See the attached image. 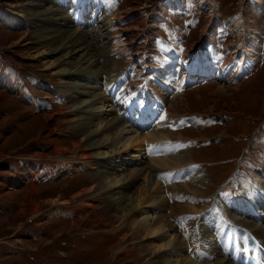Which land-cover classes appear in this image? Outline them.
I'll list each match as a JSON object with an SVG mask.
<instances>
[{
  "label": "rangeland",
  "instance_id": "374dc122",
  "mask_svg": "<svg viewBox=\"0 0 264 264\" xmlns=\"http://www.w3.org/2000/svg\"><path fill=\"white\" fill-rule=\"evenodd\" d=\"M56 1L0 0V264H150L154 261L160 264L165 258L177 261L180 256L175 252L173 256L161 257L171 247H160L165 241L163 235L166 236L167 227L162 235H146L138 227L146 214L142 213L143 210H135L129 219L126 210L114 209L106 206L104 199L90 197L94 190L87 188L98 173L94 171L103 168L99 163L94 164L99 158H76L74 166L78 169L58 168L52 174L44 173V178L37 179V182L33 181L32 176L38 169L36 161L48 158L52 163L57 156L68 157L75 150L73 143L81 135L75 134L71 124L64 122L69 118L66 112L75 108L62 95L66 94L62 90L69 84V76L62 73L60 67H55L56 58L62 60L61 55L66 49L49 54L42 46L44 43L37 41L40 28L24 21L25 8L35 7L38 3L48 10L61 7L69 16L70 28L88 32L85 41L90 43L91 37L95 36L90 53L99 66L108 63L106 73L101 76L103 83L108 80L106 76L115 72L117 80L125 77L129 83L125 81V86L134 85L131 94L135 93V86H139L140 99H148V93L144 94L147 91L146 77L150 79L148 83L155 80L163 87L166 78L174 79L180 73L189 77L180 92L166 94L165 101L159 103L158 122L153 129L164 131L161 133L166 136L159 140L161 156L169 154L168 140L177 144L184 142V153L189 154L190 165L199 170L201 176L191 182V176L184 175L182 166L169 173L170 168L164 169L157 175L162 181L159 182L160 190L165 195L174 194L177 187L182 191L197 188L196 191L201 192L202 195L195 193L197 195L192 196L186 191L181 197H189L191 202L198 204L197 218L191 219L203 228V215L216 210L220 199H237L248 185L264 189V0L258 3L254 0H212L214 15L209 5H201L198 0H178L181 6H176L179 5L175 4L177 0H172L174 5L168 4L171 0H91L99 3L97 11L94 8V12L84 14L87 20L83 22L85 18L78 9L70 6L77 0ZM104 2L115 3L120 9L121 27H135L138 14L145 17L146 24L139 37L147 45L142 53V63L139 60L142 54L136 57L129 52L117 55V48H113L109 40L115 32L105 23ZM129 8L132 9L126 12ZM14 11L19 12L14 16L21 23L10 24L3 19V14L10 17ZM49 25L60 28L63 21ZM132 33H122L121 39L126 42L132 38ZM254 33H259L261 47L253 63L248 65L251 59L242 60L240 48L248 45L247 40L253 39ZM76 50L71 58L73 63L80 58ZM235 50H239L236 56L231 54ZM88 56L89 53L84 59ZM226 57L231 58L229 62L224 61ZM165 60L173 69L168 76L167 72L164 73V79L159 72H163ZM190 62L187 69L186 63ZM206 68L208 74L200 73ZM233 69L236 76L229 79ZM82 81L92 82V79H78V82ZM167 82L171 84V81ZM172 98L176 99L175 111L168 107L167 100ZM145 101L152 106L150 101ZM43 112L54 116L49 120L42 115ZM161 116L165 118L160 120ZM48 122H51L50 127L46 126ZM52 139L65 145L67 150L58 151ZM144 146V156L149 161L151 150H147V143ZM103 150L107 151L106 148ZM124 157L130 158L129 155ZM81 159L96 168L79 164ZM27 166L29 171L25 169ZM126 173L124 171L120 176ZM146 180L144 174L138 176L128 194L135 191V196L138 186L146 184ZM33 183L37 185L34 192L31 190ZM86 201L93 206L84 205ZM172 201L170 199L172 206L169 204L157 213L174 225V234L184 238L181 230L184 220L180 225L177 221L185 213H181L183 207L180 209L176 205L175 208L177 202ZM77 209L76 214L70 212ZM226 214L240 216L237 210H228ZM148 215L155 218L154 214ZM252 215L247 214L245 219L262 224V217L256 211ZM230 219V229L239 227L237 219ZM135 220L137 222L133 225L131 222ZM212 229H207L206 235L210 237L213 233L216 238L218 231ZM245 230L249 229L245 227ZM250 230L240 237L243 244L250 236L262 243V239ZM230 239H234L232 235ZM249 246L251 244L237 246V249L243 251ZM199 247L193 249L189 246L184 250L194 262L201 263L205 257L209 258V252ZM221 250L226 252L225 257L223 253L219 256L224 262L233 259L234 252L230 258L225 249ZM217 259L218 256L216 259L210 257L209 263L217 262ZM220 260L216 264H221Z\"/></svg>",
  "mask_w": 264,
  "mask_h": 264
},
{
  "label": "bare ground",
  "instance_id": "6f19581e",
  "mask_svg": "<svg viewBox=\"0 0 264 264\" xmlns=\"http://www.w3.org/2000/svg\"><path fill=\"white\" fill-rule=\"evenodd\" d=\"M77 1L78 2L76 4L71 2L70 6L71 8L74 7L78 9V11L82 15V18H85V20H82L81 22L87 20L86 17H83L84 14L88 13L89 11L92 12V10L94 12V8L97 11V7L99 4L98 2L92 3L91 0H81V3L79 4L80 0ZM82 1H84L83 4ZM173 1L171 0L170 2H168V4L171 3L174 5ZM211 1L212 0H198V3L200 2L199 4L201 5H209V8L211 9L210 12H212L214 15V7L212 6ZM259 1L261 0H254V2L256 3H258ZM60 3L63 4V2ZM175 4H179L176 6H181L180 4L182 3L178 1L175 2ZM40 6L41 4L39 3L35 7L26 6L24 14L26 20L24 21L29 22L30 24H35L40 28L36 37L37 41H39V43H44L42 46L45 47L49 54L61 51V49H66V52L61 55L63 56L62 60L56 58L58 62L55 67H60V71L69 76L70 82L65 80V82H69V84L62 90L67 95H62L66 96L67 102L72 103L71 105L75 106V108L69 109L66 112L69 115V118H66L64 122L71 124L73 131L76 130L75 134L81 135V138L73 143V147L75 150H72V153L70 152L71 156H57L55 160H52V163L48 158H45L46 161H44L45 159L36 161L38 169L37 173L32 176L33 181L37 182V179L44 178L45 174H52L53 172H56L58 168L65 167L64 170H70L71 167H77L74 166L76 165L75 162H77L76 158L90 159L91 156H95V160L98 158L99 160H96L94 164L99 163L98 165L102 166L103 168L94 171L98 173L97 175L93 176V179H91L92 182L89 188H87L90 191L94 190V193L91 194L90 197L102 198L105 200L104 202L106 206L108 205L113 207L114 209L126 210L127 214L129 215V219L131 216H134L133 213L135 210H143L142 213L146 214L142 218V223L139 224L138 227H141V229L145 231L146 235H155L159 233L162 235L163 229L167 227L168 232L164 231V233H166V236L163 235L165 241L164 243L160 244V247H171L166 254L163 252L161 257L173 256L172 254L175 252V255H179L180 258H178L177 261H171L165 258L166 260L162 263L160 262V264H216L220 259L221 264H238L235 258L238 251H240V253L242 254V250H238L237 246L242 247L244 245L246 246L250 244L251 246H249L246 250H249L251 254H257L258 252V254L261 255L262 251L257 247H264V245H261L262 243H264V189L262 187L248 185V187L245 188L244 191H242V193L237 197V199H220L219 203H216L218 204V206L216 205V210L210 212L208 211L203 215V226L207 229L211 230L213 228L212 230L218 231L216 238L212 236L213 233L210 235V237H208V235H206L207 229H205L204 227L201 228V226H197L195 222L193 223V219L191 218H197L196 215L199 211V207L197 206L198 204L194 201L191 202L189 200V197H181V194H185L182 192L186 191H188L187 193L191 192L192 196L201 194V192L196 191L197 188H189V190L186 189V191H182L178 190V187L177 189L176 187H174L176 189L175 193L173 194L170 192V194L168 193L167 195L162 192L163 190H160L161 184H159V182L162 183V181L157 174H159L162 170L164 171V169L168 170L170 168L171 170L167 171L169 173L172 170H175L174 168L182 166L184 175L186 177L191 176V182H195L196 179L201 176L199 170H197L195 167L193 168L192 165H190L192 163L190 162V158L188 157L189 154L187 156L186 153H184L183 148L186 143L181 142V144H177L172 143L168 140V146L171 147L167 151L169 154L161 156V144L159 140H163L164 138H166V136L161 133H164V131L159 129H153L155 124L158 122L157 109L160 108L159 103L165 101L166 94L167 96H169V93L171 94V92H180L189 77L185 75H180L181 73L179 71V68H177L176 73H180L179 75H176L174 79L166 78L164 73L167 72L168 76L170 74L169 72H171V69L173 68L170 69L168 60H165L162 66L163 72L162 70H160L159 72V75H162L164 79L166 78L165 87L159 85L158 83L156 84L155 80H153V82L151 83H148L150 82V79L149 77H146L148 79V81H146L147 84L145 83L147 85V91H145L144 93L145 88H143L142 94L144 93L146 96V93H148L149 100L146 98L143 99L144 97L142 98V96L141 98L143 100L139 98L140 96L138 97V93L140 90L139 86H135V93L131 94L130 92L134 85L130 87L125 86V77H123V80H117V78H114L115 72H112L109 76H106L108 80L103 83L101 76L104 72L106 73V66L108 65V63H106V65L102 64L99 66L96 58H94L93 55H91L90 53V45L93 44V38H95V36L91 37V40L89 39L90 43L88 41H85V38L87 37H85V33L87 31L85 32L75 29L73 30L72 28H70L72 24L69 21V16L65 11H63V9H61V7H56L55 9L49 8L50 10H48L43 9ZM105 6V13L107 16L105 23L109 26L112 31L115 32L111 36V38L108 39L112 42L113 48H117V55L123 54L124 52H129L128 54L132 57L141 55L143 51H145V48L147 46L139 38L143 34L141 30L146 24L145 17H143L142 15L139 16L138 14L136 20L137 25L135 27H121L120 22L123 18H121L120 12H118L120 11V9H118L115 3H105ZM131 9L132 8L127 9L126 12ZM18 13L19 12L14 11L10 15V17L6 15L3 16L4 14L2 15V17L3 19H5V21L10 24L21 23L22 21L18 20V18H15L14 16ZM122 13L124 12L122 11ZM58 19L63 21V25H60V28H57L56 26L50 27L49 24L54 25L55 21H59ZM240 19L242 18L240 17ZM126 31H129L130 33L133 32V35L131 39L125 42L121 39V35ZM139 31L141 32L139 33ZM259 38V33H254L253 39L247 40L248 45L246 47L240 48V50L242 49L241 59H251V61L248 62V65L253 63V59H255L257 57L256 54L259 53V49L261 47V39ZM75 49H77L76 51H78L77 53H79L80 58L77 62L73 63L71 58L75 54ZM238 51L239 50L232 51L231 54H234V56H236L237 53L239 54ZM88 53L90 54V56H88L87 59H84L88 55ZM140 58L141 59H138L142 63L144 55ZM230 59L231 58L226 57L224 61L229 62ZM83 64L87 65L83 67ZM189 64H191V62L188 64L186 63L187 69ZM222 65L223 63L221 64V66ZM140 70L142 69L140 68ZM199 70H201V67L199 68ZM232 72L233 73L229 77V79H232L233 76H236V74L234 73L235 69H233ZM200 73L208 74L209 69L206 68ZM212 74L214 73L212 72ZM90 78L92 79V82L94 81V83H92L91 81L78 82V79L87 80ZM167 81H171V84H169ZM174 98L167 100L169 103L168 107L170 111H175L176 99ZM145 100L150 101L152 106L149 105V107ZM32 105L34 106V103H32ZM42 115L49 120L54 116L48 114V112H43ZM50 125L51 122H48L46 124V126L48 127H50ZM149 126L153 130H151V128L149 130ZM122 139H124V142H122L120 146H117V143L120 142ZM145 142L147 143V145L151 146H148L147 148L148 151L151 150V153H149L151 154L149 161L144 156V145L146 144ZM52 144H54L58 151L67 150V147L65 145L57 143L55 139H52ZM120 147L121 150L119 149ZM103 148H106L107 151L103 150ZM79 151L81 154H79ZM122 151L125 153L121 154ZM123 154L129 155L131 159L124 157L125 155ZM87 162L88 161H84L81 159L79 164L84 165L85 167H90L91 169L96 168L95 165H90ZM129 165L133 166L130 168L128 167ZM187 165L189 166L184 167ZM118 166H121V168H119ZM25 169L29 171L30 167L27 166ZM124 171H127L128 173L120 176V174ZM142 174H144L147 179L146 184L138 186V188L136 189V192L138 193L135 196H133L135 194V191L129 195L128 193L132 191V185L135 183V179ZM156 176L158 179L156 178ZM171 176L174 178L177 177L175 175ZM174 178H172V181H176ZM182 178L184 180V177ZM163 180L168 181L166 179ZM183 182L186 183V181ZM186 185L188 184L186 183ZM166 187L168 186L166 185ZM36 189L37 185L35 183L31 184L32 192H34ZM170 199L173 200L172 203L177 202L175 203V208L177 207L176 205L180 206V209L182 207L184 208L181 209V213L183 212L185 213V215L182 214V216H180L177 222L180 225L182 220H184L183 223H181V230L183 237H186L185 239L182 238V236L180 238L179 235L177 236L176 234H174V225L170 222H167V220L160 218L161 215L157 213L159 212V209L163 207H168V205L170 204ZM83 204L86 206H93V203L89 201H86ZM60 205H62L61 202ZM170 206H172V204H170ZM235 209L237 210V212L239 211V217H237L236 215H232L229 217L226 214L228 210L235 212ZM78 211L79 209L72 210L70 212L77 213ZM255 211L256 214H259V216L262 217V224H257L252 220L245 219L247 214L253 217L252 214ZM148 213L154 214L155 218H152L151 216L149 217ZM230 218L237 219L239 222V227L230 229L229 225L232 224V220ZM148 220L152 221L148 222ZM136 222L137 221L135 220L131 223L135 225ZM195 225L197 226L196 228L194 227ZM245 227L249 230L251 229L250 231H252L256 235V237L261 238L262 240L260 241L262 243L258 242L256 239L250 236L248 240L244 241L243 244L241 239L242 235L248 234L249 231H246ZM231 235L234 238L233 240L230 239ZM217 237L219 238L218 242ZM204 241L205 243H203ZM217 243L222 244V246L219 247V244ZM189 246L193 249L198 248L200 246V250H208L209 258L211 257L213 259H216L218 256L217 262L209 263L211 262V259L209 260L208 257H205V260L201 259V263L194 262L191 257L187 255V252H185V250ZM221 249H225V251L229 253L230 258L232 252H234L235 255H232L233 259L225 260L224 262V259L220 258L219 256L223 253V257H225L226 252L222 251ZM203 256L204 255L202 254L201 257ZM150 264H155V261Z\"/></svg>",
  "mask_w": 264,
  "mask_h": 264
},
{
  "label": "snow or ice",
  "instance_id": "6c2138e0",
  "mask_svg": "<svg viewBox=\"0 0 264 264\" xmlns=\"http://www.w3.org/2000/svg\"><path fill=\"white\" fill-rule=\"evenodd\" d=\"M165 117H163V116H161L159 119L160 120H163ZM169 127H171V125H169ZM149 147H151V146H149Z\"/></svg>",
  "mask_w": 264,
  "mask_h": 264
}]
</instances>
